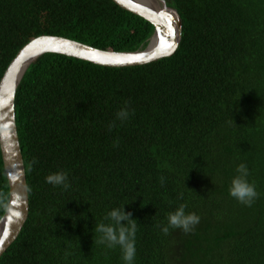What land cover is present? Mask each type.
<instances>
[{
    "label": "trees",
    "instance_id": "trees-1",
    "mask_svg": "<svg viewBox=\"0 0 264 264\" xmlns=\"http://www.w3.org/2000/svg\"><path fill=\"white\" fill-rule=\"evenodd\" d=\"M169 5L183 20L170 56L111 67L46 52L30 64L16 99L30 213L0 264H127L95 230L123 207L137 225L131 264H264V0ZM153 31L114 0H0V82L38 35L118 51ZM240 164L251 206L229 193ZM58 172L68 187L46 182ZM9 198L0 152V221ZM180 205L200 218L188 233L169 226Z\"/></svg>",
    "mask_w": 264,
    "mask_h": 264
},
{
    "label": "water",
    "instance_id": "water-1",
    "mask_svg": "<svg viewBox=\"0 0 264 264\" xmlns=\"http://www.w3.org/2000/svg\"><path fill=\"white\" fill-rule=\"evenodd\" d=\"M122 7L146 18L154 31L145 47L135 50H107L76 39L55 34H41L25 43L11 59L0 82V152L10 182L7 211L0 221V258L18 239L30 213V193L20 139L16 99L18 88L30 64L46 52L59 53L95 64L121 67L139 65L172 55L182 37V17L168 0L163 6L149 0H114ZM177 16L175 22L174 16ZM170 45V46H169ZM141 57L140 60L131 58Z\"/></svg>",
    "mask_w": 264,
    "mask_h": 264
},
{
    "label": "clouds",
    "instance_id": "clouds-1",
    "mask_svg": "<svg viewBox=\"0 0 264 264\" xmlns=\"http://www.w3.org/2000/svg\"><path fill=\"white\" fill-rule=\"evenodd\" d=\"M148 42V41H147ZM17 110V106H16ZM128 117L126 109H122L117 113V119L123 122ZM18 119V116H17ZM18 122V120H17ZM113 123L110 125L114 127ZM19 127V126H18ZM19 135V134H18ZM238 175L231 181L229 193L232 197L236 198L239 202L251 206L254 199L257 197V192L252 184L247 181L248 169L244 164H240L237 167ZM67 176L63 172L50 174L46 177V182L54 186L63 185L68 187ZM164 178L161 177V183ZM185 205H180L173 213L168 216L169 226L172 228L182 229L185 233L191 231V229L199 223V217L194 214L185 213ZM108 218L112 221L110 224H99L96 226V232L101 234L98 243L106 244L109 248L119 246L123 253V260L127 264H131L135 256V232L137 225L132 218V213L126 212L125 208H116L108 213ZM163 232L168 233V227H164Z\"/></svg>",
    "mask_w": 264,
    "mask_h": 264
},
{
    "label": "bare ground",
    "instance_id": "bare-ground-1",
    "mask_svg": "<svg viewBox=\"0 0 264 264\" xmlns=\"http://www.w3.org/2000/svg\"><path fill=\"white\" fill-rule=\"evenodd\" d=\"M149 1H151L155 5L163 6V2L160 1V0H149ZM175 19H177V16L176 15L173 17L174 22H175Z\"/></svg>",
    "mask_w": 264,
    "mask_h": 264
},
{
    "label": "snow or ice",
    "instance_id": "snow-or-ice-1",
    "mask_svg": "<svg viewBox=\"0 0 264 264\" xmlns=\"http://www.w3.org/2000/svg\"><path fill=\"white\" fill-rule=\"evenodd\" d=\"M169 46H170V45H169ZM131 59H134V60H140L141 57H134V58H131ZM0 244H3V241H2V240H0Z\"/></svg>",
    "mask_w": 264,
    "mask_h": 264
},
{
    "label": "rangeland",
    "instance_id": "rangeland-1",
    "mask_svg": "<svg viewBox=\"0 0 264 264\" xmlns=\"http://www.w3.org/2000/svg\"><path fill=\"white\" fill-rule=\"evenodd\" d=\"M169 1V0H168Z\"/></svg>",
    "mask_w": 264,
    "mask_h": 264
}]
</instances>
